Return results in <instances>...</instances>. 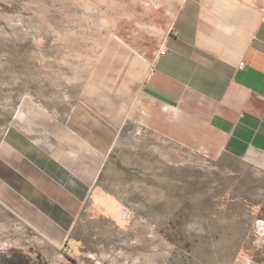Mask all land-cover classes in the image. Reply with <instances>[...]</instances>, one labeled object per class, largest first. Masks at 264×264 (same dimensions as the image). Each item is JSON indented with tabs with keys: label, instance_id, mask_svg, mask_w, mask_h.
I'll list each match as a JSON object with an SVG mask.
<instances>
[{
	"label": "rangeland",
	"instance_id": "374dc122",
	"mask_svg": "<svg viewBox=\"0 0 264 264\" xmlns=\"http://www.w3.org/2000/svg\"><path fill=\"white\" fill-rule=\"evenodd\" d=\"M182 3L0 0V157L18 130L86 183L52 235L0 204V264L264 259V170L141 93Z\"/></svg>",
	"mask_w": 264,
	"mask_h": 264
},
{
	"label": "crops",
	"instance_id": "0c3cea01",
	"mask_svg": "<svg viewBox=\"0 0 264 264\" xmlns=\"http://www.w3.org/2000/svg\"><path fill=\"white\" fill-rule=\"evenodd\" d=\"M141 93L190 110L211 125L221 151L264 170V0H183ZM10 146L0 157V204L47 235L68 230L85 179L76 180L69 159L29 153L21 131Z\"/></svg>",
	"mask_w": 264,
	"mask_h": 264
},
{
	"label": "built area",
	"instance_id": "2783aa9c",
	"mask_svg": "<svg viewBox=\"0 0 264 264\" xmlns=\"http://www.w3.org/2000/svg\"><path fill=\"white\" fill-rule=\"evenodd\" d=\"M243 68V64L240 66V69H242Z\"/></svg>",
	"mask_w": 264,
	"mask_h": 264
}]
</instances>
